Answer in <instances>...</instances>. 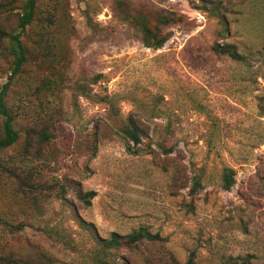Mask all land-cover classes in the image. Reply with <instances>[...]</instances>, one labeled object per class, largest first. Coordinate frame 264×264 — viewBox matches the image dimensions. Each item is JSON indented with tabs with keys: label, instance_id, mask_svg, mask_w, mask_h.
Instances as JSON below:
<instances>
[{
	"label": "rangeland",
	"instance_id": "1",
	"mask_svg": "<svg viewBox=\"0 0 264 264\" xmlns=\"http://www.w3.org/2000/svg\"><path fill=\"white\" fill-rule=\"evenodd\" d=\"M141 1L185 18L164 30L172 37L160 50L115 20L108 0L55 2L64 87L42 98L34 79L8 103L20 137L0 153V218L23 231L0 226V257L88 264L94 239L143 228L161 241L118 252L115 264H264V0ZM214 44L234 46L243 61L213 55ZM128 118L145 132L137 146L109 120ZM34 122L51 123L53 139L25 150V124ZM228 171L234 185L223 191ZM89 192V203L78 198Z\"/></svg>",
	"mask_w": 264,
	"mask_h": 264
},
{
	"label": "trees",
	"instance_id": "2",
	"mask_svg": "<svg viewBox=\"0 0 264 264\" xmlns=\"http://www.w3.org/2000/svg\"><path fill=\"white\" fill-rule=\"evenodd\" d=\"M43 1V4H42ZM188 1V0H187ZM53 2L51 6L50 3ZM57 0H0V75L6 74V82L0 86V118L2 119V135L0 136V153L14 146L20 137L14 127V115L9 109V101L13 90L32 89L29 83L38 79L33 89L45 98L48 94L53 95L64 87V70L67 66L66 57L57 51V14L60 12ZM61 3V2H59ZM112 15L115 20L138 29L144 37V45L152 50H160L172 37V33L166 28L181 25L185 18L181 14L168 11L154 10L152 5L141 0H108ZM150 5V6H149ZM215 14L220 24L218 35L224 36L226 23L221 16L220 8L215 7ZM87 26L91 27L88 12ZM211 52L217 57H225L234 62H242L243 58L232 45L214 44ZM76 90L83 91L81 83H75ZM111 101L108 102L111 107ZM40 106L42 104L40 103ZM29 112H27L28 114ZM30 114V113H29ZM111 116H114L111 114ZM109 115L108 118L111 117ZM115 125L118 134L133 146L141 143L144 130L139 123L131 118L125 120L109 119ZM34 122L32 125L25 124V150L31 143H37L42 148L53 139L54 126L51 123L42 124ZM129 147V146H128ZM130 148V147H129ZM0 168L4 169L0 164ZM10 174L19 178L11 169ZM232 172H225L221 188L229 191L234 180ZM201 184L195 181L190 192L195 194ZM94 197L93 192L78 195L80 200L89 203ZM0 226L9 233L23 231L22 224H13L10 219L0 218ZM90 228L91 226L88 225ZM45 236L64 245L73 252H78V246L62 232L54 229L44 230ZM96 246L86 252L85 259L88 264H115L117 253L123 250L135 251L138 246L152 245L161 241L157 234H151L143 228L133 231L128 235L111 233L107 239H94ZM42 258L46 259L44 255ZM248 258V257H247ZM247 258L230 259L223 264H249ZM48 261L49 258L47 257ZM171 264H177L170 258ZM0 264H37L30 257L16 259L12 256L0 257ZM144 264H153L146 258ZM163 264H167L164 261ZM186 264H192V260Z\"/></svg>",
	"mask_w": 264,
	"mask_h": 264
}]
</instances>
